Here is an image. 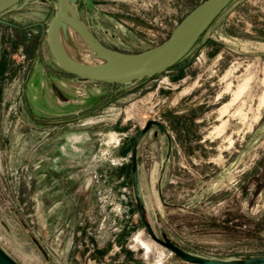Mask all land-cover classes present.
Listing matches in <instances>:
<instances>
[{"label": "rangeland", "instance_id": "374dc122", "mask_svg": "<svg viewBox=\"0 0 264 264\" xmlns=\"http://www.w3.org/2000/svg\"><path fill=\"white\" fill-rule=\"evenodd\" d=\"M202 1L75 9L104 45L136 53ZM54 11L55 0H22L0 15V246L39 264L32 249L45 227L59 264H193L154 241L146 222L195 255H264V0H232L181 61L125 84L59 71L45 37ZM63 43L93 62L74 31ZM148 120L165 132L153 125L137 143L143 222L130 168Z\"/></svg>", "mask_w": 264, "mask_h": 264}, {"label": "water", "instance_id": "95a60500", "mask_svg": "<svg viewBox=\"0 0 264 264\" xmlns=\"http://www.w3.org/2000/svg\"><path fill=\"white\" fill-rule=\"evenodd\" d=\"M21 1L0 0V15ZM77 1L55 0V11L45 28L49 54L61 69L77 78L104 84H125L162 73L181 61L232 0H203L175 25L167 39L154 47L136 53H124L104 45L78 16L75 9ZM0 22L5 23L1 19ZM44 26L41 24L42 28ZM70 30L74 31L88 46L89 56L93 59L92 63L77 60L67 52L63 39L68 38ZM153 125L160 132H165L162 123L148 120L135 136L131 149V184L137 210L143 222L144 210L137 165V143ZM144 226L154 241L189 263L264 264V255L249 256L241 260L207 258L195 255L185 251L169 239L157 237L146 222H144ZM0 264L20 263L0 246Z\"/></svg>", "mask_w": 264, "mask_h": 264}, {"label": "crops", "instance_id": "0c3cea01", "mask_svg": "<svg viewBox=\"0 0 264 264\" xmlns=\"http://www.w3.org/2000/svg\"><path fill=\"white\" fill-rule=\"evenodd\" d=\"M51 183H49V184L51 185ZM54 184H55L54 186L56 187L57 183H54ZM57 192H58L57 189L55 191H50V195H54V194L58 195ZM76 224H75V228H78ZM43 231H44V236H45L44 241L40 240L39 242H36L35 247H33V249H32V253L35 256H37L39 264H59V263L52 260V256H51L50 252L48 251V248H47L46 243H45L47 240V235L49 234L50 231H47V229H45V227H44ZM70 264H73V263H70Z\"/></svg>", "mask_w": 264, "mask_h": 264}, {"label": "trees", "instance_id": "16d2710c", "mask_svg": "<svg viewBox=\"0 0 264 264\" xmlns=\"http://www.w3.org/2000/svg\"><path fill=\"white\" fill-rule=\"evenodd\" d=\"M0 23H2V22H0ZM8 25H12V26L18 27V26L15 25V24H8ZM177 63H178V62H177ZM175 64H176V63H175ZM175 64H174V65H175ZM172 66H173V65H172ZM59 71H61L62 73L66 74V75H69V76L75 77L74 75H71V74L65 72V71H64L63 69H61L60 67H59ZM56 75H58L59 77L61 76L59 73L56 74ZM75 78H77V77H75ZM78 79H80V78H78ZM80 80H83V79H80Z\"/></svg>", "mask_w": 264, "mask_h": 264}, {"label": "bare ground", "instance_id": "6f19581e", "mask_svg": "<svg viewBox=\"0 0 264 264\" xmlns=\"http://www.w3.org/2000/svg\"><path fill=\"white\" fill-rule=\"evenodd\" d=\"M98 61H99V59L98 58H96ZM241 92V91H240Z\"/></svg>", "mask_w": 264, "mask_h": 264}]
</instances>
